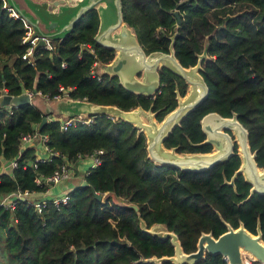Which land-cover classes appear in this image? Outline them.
I'll return each mask as SVG.
<instances>
[{"label": "trees", "instance_id": "1", "mask_svg": "<svg viewBox=\"0 0 264 264\" xmlns=\"http://www.w3.org/2000/svg\"><path fill=\"white\" fill-rule=\"evenodd\" d=\"M120 3L122 21L145 54L168 53L172 42L181 66L192 67L200 59L207 94L170 131L164 147L177 153L210 152L212 145L202 143L201 117L235 113L247 130L256 165L264 169V0ZM3 4L0 0V87L11 96L34 89L52 99L61 96L62 86L69 98L122 110L139 107L161 121L186 93L184 80L164 66L152 97L125 90L115 75L96 73L95 64L109 63L114 52L94 40L98 15L93 8L70 29L50 36L51 48L29 51L24 20L9 15ZM11 111L0 107V198L16 190L43 197L49 185L36 183L35 177L45 178L61 165L72 167L79 158L101 152L98 163L81 175L87 185L80 181L71 186L65 204L56 208L47 202L39 212L20 199L12 208L0 205V264H173L146 261L173 254L169 237L147 231L154 224L173 231L184 252L195 249L200 233L216 237L227 225L237 228L240 223L252 234L258 229L264 242V194L246 199L250 185L241 174L229 183L240 164L236 145L226 160L207 169L180 170L149 159L143 133L120 118L94 113L89 123L77 121L63 131L57 119L38 129L48 112L31 102ZM34 130L46 134V144L59 154L35 167L36 149L19 148L20 136ZM12 160L16 165L8 168ZM91 189L106 194L104 201ZM194 264L226 263L219 254H205Z\"/></svg>", "mask_w": 264, "mask_h": 264}, {"label": "water", "instance_id": "2", "mask_svg": "<svg viewBox=\"0 0 264 264\" xmlns=\"http://www.w3.org/2000/svg\"><path fill=\"white\" fill-rule=\"evenodd\" d=\"M95 2V0H88L82 4H76L74 7L67 8L64 6L61 10L64 14H67L65 23L61 27H56L57 22L54 19H50L49 28L52 27L50 32L38 33L39 38L34 44L33 49L44 45L45 39H49L50 36H56L58 33L70 29L86 10L93 8ZM10 6L23 20L29 23L15 6ZM112 7L114 12L113 21L108 23L107 28H101V24H99L94 36V40L98 44L117 52L116 58L114 57L112 61L105 64L108 68V73L117 76L119 83L125 90L139 95L152 96L160 84L158 70L164 66L179 75L187 83L189 86L187 94L184 97L178 96L177 106L168 112L159 122L153 118L154 112L150 110L145 111L139 107L133 110H122L114 105H100L85 100L66 98L65 100L74 103V107H70L72 109L70 111L73 113L69 115L105 113L129 122L138 131L143 133L146 154L149 159L157 165H169L180 170L199 171L207 169L218 162L226 160L233 154L234 145H236V153L241 152L242 158H240L241 163L234 171L229 183H233V178L237 174H243L244 180L250 185L246 199L252 196L253 193L264 194V172H260V168L257 167L254 161L255 151H250L248 146L247 130L237 120L235 113L230 117H223L216 112H208L201 117L200 127L205 135L202 143H210L212 145V151L210 152L177 153L175 148L163 146L162 141L170 131L175 126H178L180 120L197 106L207 94V86L198 73L200 59L194 66L185 68L175 58L172 42L170 43L168 53L152 51L145 54L137 40H135L136 37L133 32L131 40L127 38V44L120 43L118 37H109V32L118 26H127L122 21L120 0H112ZM173 14L177 16L176 11H173ZM56 15L59 14L57 13ZM120 35H126L125 30L122 29ZM128 36L129 33L127 32ZM128 67H132L133 77L127 72L126 68ZM136 74L141 75V79H137L135 77ZM124 77H127V79ZM22 104H30V98L27 93H21L16 96L5 94L0 97V105L19 106ZM87 105L93 106L87 107ZM80 106L83 108L81 109ZM142 116L146 118V122H142ZM46 120V116L42 115L37 125L38 129ZM242 160L248 164V173L242 172ZM80 183L83 186L87 185L84 179ZM91 191L96 199L101 198L93 189ZM129 206L135 210L137 209L135 204ZM159 226L164 227L162 224H154L147 231L162 238L169 237L173 246V254L159 258L152 257L146 261L158 263L163 260H170L173 264H194L199 259L204 258L205 254H219L222 259L227 260L228 264H241L242 253H248L255 257L260 264H264V242L261 240V234L258 229L256 234H252L240 223L237 228L227 225L226 231L216 237H213L210 232H202L197 238L195 249L190 252H184L181 249L176 234L165 227L164 231L157 230L156 228Z\"/></svg>", "mask_w": 264, "mask_h": 264}, {"label": "built area", "instance_id": "3", "mask_svg": "<svg viewBox=\"0 0 264 264\" xmlns=\"http://www.w3.org/2000/svg\"><path fill=\"white\" fill-rule=\"evenodd\" d=\"M6 5L3 4L4 7ZM7 8L9 11V15L14 16V17H19L18 13L11 6H8ZM24 26H26V25H24ZM25 28H28V27H25ZM27 37L29 38L31 45H33L34 42L36 41V36L31 37L29 34ZM45 40H46L45 44L42 45L43 48H46V49L51 48L52 46H50L51 43L49 42V40L48 39H45ZM31 49L32 48L30 47L28 50L31 51ZM67 89L63 88L62 86H58V90L61 92V96L69 98L66 94ZM22 93H27L29 95L30 101H31V96L34 94H39L41 97L48 99L45 95L41 94L39 91H36L34 89L24 90ZM5 94H8L7 90L3 87H0V97H2ZM61 96L56 95V96H54V98H59ZM70 99H72V98H70ZM1 106H4L6 108V110L8 111V113L12 112L11 108L13 106L0 105V107ZM49 119H57L59 121L60 130L64 131V130H66V128L68 126L74 125L77 121H80L82 123L87 124L91 121L92 117L89 115L77 114L74 116H69V117L61 118V119L48 117L47 120H49ZM46 141H47V135L41 134V133L37 132L36 130H34L33 132H30V133L22 134L20 136V138H19L20 150H22L26 146H32L36 149L35 150V157H34L35 161L31 164L33 167L36 166V162H38V161L44 162L46 160H49V157L51 155H59L56 151H53L52 149H50L48 147V145L46 144ZM100 152H101V150H97L95 152V154L83 156V157L79 158L78 160L88 159L89 163H90L89 167H93L98 163L99 159H98L96 154L100 153ZM77 163L79 165V162H77ZM15 165H16V163L13 160L9 161L8 168H13ZM88 168L83 170L81 173H79L80 178H81V175H85L86 173H88ZM75 176L76 175L74 174V171H73V169H71L70 165H61V166H59V168L55 169L49 176H46L45 178L41 177V176H37V177H35L34 181L36 183H39V184L44 183L47 185H51V184H58V182H63V181L69 180ZM82 179L83 178H81V180ZM62 188H63L62 191L57 192V193H53V194H49V195H47V190H45L43 193V197H38V195H36L37 193L34 191L24 190V191L20 192V191L16 190V191L11 192L9 195L3 196V198L0 199V205H2L4 207L12 208L14 206L15 201H16L15 199H20V200H25V202L28 205H32L37 212H39L41 207L44 206L47 202H50L53 206H55L57 208L60 204H65L67 202L68 192L71 189V187H67V185L62 187ZM44 194L47 196H44ZM241 260H242L241 264H260L258 262V260L255 259V257L251 256L248 253H242V259ZM224 261L226 264H228L226 259H224Z\"/></svg>", "mask_w": 264, "mask_h": 264}, {"label": "crops", "instance_id": "4", "mask_svg": "<svg viewBox=\"0 0 264 264\" xmlns=\"http://www.w3.org/2000/svg\"><path fill=\"white\" fill-rule=\"evenodd\" d=\"M4 1L8 6L10 5L15 6L19 10V12H21L24 18L27 19L29 23H27L24 20V24L28 26L29 34L31 37H33L32 35L38 36V33H43V32L49 33L50 32V29L52 28V27L49 28L50 27L49 24L51 23L50 19H54L57 22L56 27H61L65 23V19L67 17V14H64V12L61 10L64 6H66L67 8H70V7H74L76 4H82L84 2H87L88 0H73V1H69V0H4ZM95 1L96 2L93 8L98 13V26L99 24H101V28H104V27L107 28L108 23L112 22L114 19L112 0H95ZM57 13L59 15H56ZM122 29L125 30L126 35H120ZM127 32L129 33L128 37H127ZM131 35H132V31L128 26H124V27L118 26L116 29L110 31L108 34L109 37H113V38L118 37L120 43H124V44H127V38L131 40V37H132ZM104 40H105V37H104ZM132 40L134 41L133 38ZM116 56H117V52L115 51L113 58L114 57L116 58ZM94 69H95V72L98 74L102 72L108 73V68L105 64L96 63L94 66ZM126 69H127V72H129L130 76L133 77L134 73H132L133 72L132 67L130 68L128 67ZM135 77L137 79H141V75L139 74H136ZM124 78L127 79V77H124ZM187 88H189V86H187ZM185 94H187V91ZM185 94L181 97H184ZM65 99L66 97L64 96H61L59 98L48 99V104L45 105L46 107H49L47 109L48 117L61 119V118L69 117L70 116L69 114L73 113L70 111L72 110L70 109V107H74L73 105L74 103H71ZM50 100H52V106L49 103ZM88 106H93V105H87V107ZM80 108L82 109L83 107L80 106ZM39 110L42 111V109H39ZM84 160H87L85 162L86 164H90L88 159H84ZM82 164H83L82 161L79 162V166H80L79 173L83 171ZM3 169L6 170V168H3ZM80 180L81 178L79 174L69 180L56 184L57 187L55 189H51L48 187L47 195L60 192L63 190L62 187L66 185L67 187H71L75 183L80 182Z\"/></svg>", "mask_w": 264, "mask_h": 264}, {"label": "rangeland", "instance_id": "5", "mask_svg": "<svg viewBox=\"0 0 264 264\" xmlns=\"http://www.w3.org/2000/svg\"><path fill=\"white\" fill-rule=\"evenodd\" d=\"M18 16H19V14H18ZM20 17V16H19ZM25 25V24H24ZM25 27H28V26H24V29H26L28 32H27V34L29 35V28H25ZM27 35V36H28ZM36 36V35H35ZM39 38V36H36V41H37V39ZM49 40V39H48ZM36 41L34 42V44L36 43ZM34 44L33 45H31V48L33 49V46H34ZM31 49V50H32ZM187 90H188V88H187ZM31 104L32 105H34V106H36L37 108H39V109H42V111H46L48 108L45 106V105H47L48 104V99H46V98H43V97H41L39 94H34V95H32L31 96ZM49 103H50V105L52 106V100H50L49 101ZM130 110H133V109H130ZM142 118V122H146L145 120V118L144 117H141ZM235 134V133H234ZM235 136H236V134H235ZM32 147V146H31ZM237 147H238V145H237ZM239 154V157L240 158H242V155H241V152H239L238 153ZM82 161V169L83 170H85V169H87L89 166H90V164H86L85 162L87 161V160H83V159H80V160H77L76 161V163L74 164V166H72L71 167V169H73L74 168V170H76L77 171V175H79V172L78 171H80V166L78 165V163L77 162H81ZM242 164H243V170H242V172H244V173H248L249 171H248V164L246 163V162H243V160H242ZM260 172H264L263 170H260ZM76 175V176H77ZM57 187V185L56 184H53V185H49V188H51V189H55ZM106 196V194H102L101 195V198H100V201H104V197ZM157 230H163L164 231V227H162V226H159V227H157L156 228ZM1 259V258H0Z\"/></svg>", "mask_w": 264, "mask_h": 264}, {"label": "flooded vegetation", "instance_id": "6", "mask_svg": "<svg viewBox=\"0 0 264 264\" xmlns=\"http://www.w3.org/2000/svg\"><path fill=\"white\" fill-rule=\"evenodd\" d=\"M130 29H131V28H130ZM132 32H133V31H132ZM113 52H114V50H113ZM188 68H189V67H188ZM194 73H195V71H194ZM198 73H199V71H198ZM158 76H159V75H158ZM184 82H185V81H184ZM159 83H160V82H159ZM185 83H186V82H185ZM186 84H187V83H186ZM159 85H160V84H159ZM187 86H188V85H187ZM158 89H159V87H158ZM158 89H157V91H158ZM157 91H156V92H157ZM186 91H187V88H186ZM156 92H155V93H156ZM155 93H154V94H155ZM154 94H153L152 96H154ZM152 96H151V97H152ZM149 97H150V96H149ZM145 111H146V110H145ZM76 115H77V114H76ZM84 115H89V116H90L91 114H84ZM73 116H74V115H73ZM154 119H155V118H154ZM155 120H156V119H155ZM156 121H157V120H156ZM157 122H159V121H157ZM162 144H163V141H162ZM163 146H164V145H163ZM240 163H241V160H240ZM239 165H240V164H239ZM171 167H173V166H171ZM257 167H258V166H257ZM258 168H259V167H258ZM260 170H264V169L260 168ZM241 175H242V177H243V179H244L243 174H241Z\"/></svg>", "mask_w": 264, "mask_h": 264}]
</instances>
